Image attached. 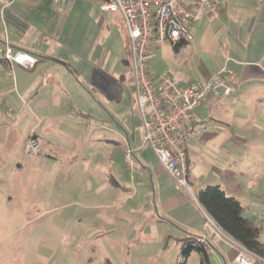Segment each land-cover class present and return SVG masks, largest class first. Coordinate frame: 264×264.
Listing matches in <instances>:
<instances>
[{"label": "crops", "instance_id": "crops-1", "mask_svg": "<svg viewBox=\"0 0 264 264\" xmlns=\"http://www.w3.org/2000/svg\"><path fill=\"white\" fill-rule=\"evenodd\" d=\"M209 1L189 28L192 39L157 45L150 68L155 77L175 71L181 86L223 67L236 73L235 93L208 98L194 110L206 131L187 144V179L195 198L206 186H218L238 200L264 243V0ZM98 10L107 36L64 38L60 15L68 12L51 13V0H0V42L37 58L29 69L0 62V145L12 133L7 129L24 126L22 144L35 133L42 146L38 177L44 186L33 187L39 194L51 188L54 219L64 209L66 221L99 222L95 232L156 254L158 264H176L185 238L205 236L214 250L207 253L213 264H237L238 243L167 175L151 148L142 145L143 130L140 140L122 138V154L118 142L110 144L109 135L119 136V61L125 56L114 28L122 17ZM8 108L13 116H6ZM19 113L22 119L9 125ZM105 145L116 150L105 155ZM128 145L136 148L140 172L125 167ZM207 217L213 223L209 227ZM249 255L251 264H264ZM199 263L197 251L184 262Z\"/></svg>", "mask_w": 264, "mask_h": 264}, {"label": "built area", "instance_id": "built-area-1", "mask_svg": "<svg viewBox=\"0 0 264 264\" xmlns=\"http://www.w3.org/2000/svg\"><path fill=\"white\" fill-rule=\"evenodd\" d=\"M77 0H52L55 12H68ZM225 3L226 0H220ZM103 12L118 13L122 17L132 58L133 82L136 90V105L142 121V145L151 148L165 172L175 183L193 196L187 179V144L206 131L199 121L195 108L208 98H226L236 92L237 76L223 67L205 80H193L185 86L175 71L167 69L155 77L150 62L156 56L159 44H177L192 39L190 26L198 20L209 0H98ZM0 62L17 64L29 69L37 58L25 50H15L7 42H0ZM12 109L6 116H13ZM23 149L28 154L42 153V146L34 132H30ZM136 148L128 145L124 152V164L131 172H140L143 167L136 157ZM193 198L196 200L195 196ZM197 201V200H196ZM212 221L207 217L204 225ZM206 253L213 248L205 236L197 238ZM236 244V243H234ZM234 257L237 264H251L250 252L241 245ZM179 256L176 264H184Z\"/></svg>", "mask_w": 264, "mask_h": 264}, {"label": "rangeland", "instance_id": "rangeland-1", "mask_svg": "<svg viewBox=\"0 0 264 264\" xmlns=\"http://www.w3.org/2000/svg\"><path fill=\"white\" fill-rule=\"evenodd\" d=\"M99 12L98 0H78L73 10L60 15L65 19L63 37H95L96 33L107 36L104 23L98 20ZM121 20L117 18L114 28V38H118L120 51L125 56L119 61V136H108L113 141L110 144L118 142L120 154L122 138L125 141L126 136L129 140L135 136L140 140L142 136V121L131 76V52ZM22 117L23 114L19 113L9 125ZM92 120L100 127H107L104 121ZM24 129V126L7 129L12 133L9 135L6 132L8 139L2 138L0 145V264H158L156 254L146 253L141 247L120 245L112 237L95 232L93 225L95 223L98 229L99 222L90 219L85 222L66 221V216L62 214L64 209L59 218L54 219L51 188L43 194L34 190V184L44 186L38 177L42 153L28 154L24 151V144L21 143ZM112 149L116 150L112 145H105L103 153L106 155ZM123 211L126 212V208ZM80 223L82 226L79 228ZM74 227L78 229L77 233ZM103 227L107 228L104 222Z\"/></svg>", "mask_w": 264, "mask_h": 264}, {"label": "trees", "instance_id": "trees-1", "mask_svg": "<svg viewBox=\"0 0 264 264\" xmlns=\"http://www.w3.org/2000/svg\"><path fill=\"white\" fill-rule=\"evenodd\" d=\"M196 199L224 233L247 252L264 259V243L259 239V228L243 217L242 206L238 200L225 195L218 186H206L199 190ZM191 251L200 254L199 264H213L203 244L198 242L196 237L184 239L181 256L186 259Z\"/></svg>", "mask_w": 264, "mask_h": 264}]
</instances>
